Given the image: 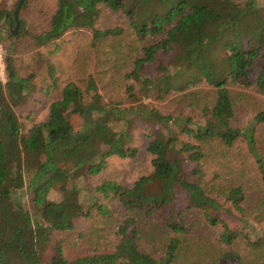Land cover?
Here are the masks:
<instances>
[{
    "label": "trees",
    "instance_id": "trees-1",
    "mask_svg": "<svg viewBox=\"0 0 264 264\" xmlns=\"http://www.w3.org/2000/svg\"><path fill=\"white\" fill-rule=\"evenodd\" d=\"M17 21L0 32V264H264L244 183L222 192L203 169L242 140L264 192V104L234 124L237 89L264 95V0H23ZM141 153L131 186L98 181Z\"/></svg>",
    "mask_w": 264,
    "mask_h": 264
},
{
    "label": "rangeland",
    "instance_id": "rangeland-1",
    "mask_svg": "<svg viewBox=\"0 0 264 264\" xmlns=\"http://www.w3.org/2000/svg\"><path fill=\"white\" fill-rule=\"evenodd\" d=\"M14 1L15 0H10V2L6 3L9 9L14 5ZM107 14L108 13H104L103 22L100 23V27L111 25L113 23L114 18L107 19ZM8 30L13 31L14 28L10 24L5 23L3 19L0 23V32L6 36ZM47 49H54V45L50 44ZM3 51L4 48L2 45H0V62L3 65L2 69L0 67V79L2 81L5 80L4 63L2 61ZM237 92H243L244 100L237 106V113L235 115L234 124L236 126H243L251 119L252 115L255 112V109L264 104V95H259L255 93L254 90L250 89H237ZM45 111L46 108L44 104H41L35 109V113H33L32 116L30 115L31 118L27 120L29 122L28 124L43 119V117L45 116ZM258 127V146L264 151V126ZM243 146H245L244 141L240 140L239 142L235 143L230 149H223L222 151H218L214 160L211 159L208 163L203 164V169L206 170V179L209 180L212 175L216 176L215 181L221 186L222 192H225L227 188L235 184V182L244 183L243 185L245 186L246 194L248 195L249 199L246 203L247 216H245L246 223L244 224L243 228L249 232L264 237V213L256 209L258 207L260 199L264 196V192H262V186L253 177V168L251 162H249L243 154ZM150 169L149 156L145 153H141L134 159H119L112 157L109 159L106 169L97 179L98 181H102L103 179H113L123 186L129 187L140 175L147 174ZM25 203L32 211L33 209H31V202L28 196H26L25 198ZM223 205H225L226 214L220 212L219 216L226 219L228 218L232 226L236 225L237 227H239L240 221L237 219V216L240 215V213L238 212V210H236L234 205H230L229 203L225 202ZM228 209H230L231 211H227ZM123 216V212H118V221H120ZM191 222L193 223L194 229H200L202 231L204 238L206 237L205 233H210L213 236L218 232V229L210 228L203 223L199 224L197 222V218L195 217L192 218ZM85 226L86 224L82 223L80 225V229H83ZM198 231L199 230H197V232ZM198 235L199 234L197 233L194 237H197ZM112 237L113 231H110L102 236L101 241L109 242L111 241Z\"/></svg>",
    "mask_w": 264,
    "mask_h": 264
},
{
    "label": "water",
    "instance_id": "water-1",
    "mask_svg": "<svg viewBox=\"0 0 264 264\" xmlns=\"http://www.w3.org/2000/svg\"><path fill=\"white\" fill-rule=\"evenodd\" d=\"M22 2H23V0H18V3H17L16 8H15V10H14V17H15V19H16V27L14 28L13 32L16 31V28H17V26H18L17 14H18V10H19V8H20Z\"/></svg>",
    "mask_w": 264,
    "mask_h": 264
},
{
    "label": "built area",
    "instance_id": "built-area-1",
    "mask_svg": "<svg viewBox=\"0 0 264 264\" xmlns=\"http://www.w3.org/2000/svg\"><path fill=\"white\" fill-rule=\"evenodd\" d=\"M0 67H1V69H2V67H3V65L1 64V62H0Z\"/></svg>",
    "mask_w": 264,
    "mask_h": 264
}]
</instances>
